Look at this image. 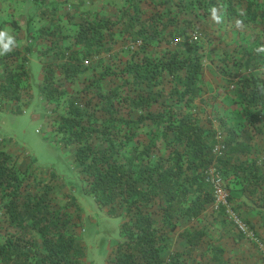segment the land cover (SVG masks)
Wrapping results in <instances>:
<instances>
[{
  "label": "trees",
  "instance_id": "trees-1",
  "mask_svg": "<svg viewBox=\"0 0 264 264\" xmlns=\"http://www.w3.org/2000/svg\"><path fill=\"white\" fill-rule=\"evenodd\" d=\"M120 1L116 17L80 18L63 35L69 43L54 46L53 57L68 61L55 66L56 78L45 69L41 88L52 142L73 149L84 194L120 220L106 264H228L224 247L210 238L213 223L227 225L226 205L238 215L264 207V167L242 158L249 148L241 142L264 128V73L252 72L264 66V43L217 58L219 71L231 77V100L245 127L238 131L219 118L216 134L195 105L204 62L214 61L217 50L215 29L200 23L221 6L227 18L256 23L264 18V1ZM241 2L246 11L237 14ZM201 29L203 37L191 36ZM111 47L118 49L114 56L98 59L81 88L63 86L62 77L72 83ZM210 168L226 204L208 211L216 200ZM56 179L54 172L43 180L19 169L0 149V264H83L79 207L60 202ZM180 228L183 249L165 257Z\"/></svg>",
  "mask_w": 264,
  "mask_h": 264
},
{
  "label": "rangeland",
  "instance_id": "rangeland-1",
  "mask_svg": "<svg viewBox=\"0 0 264 264\" xmlns=\"http://www.w3.org/2000/svg\"><path fill=\"white\" fill-rule=\"evenodd\" d=\"M236 4H238L237 10L241 12L240 14H243L246 11L244 2ZM249 20L237 19V22L230 23L231 25L227 24V28H225L227 42L225 46L229 53H235L238 50L242 51V47L249 48L255 42L264 43V18L256 23L249 22ZM202 26L207 29L208 27L212 28L213 24H211V21H203L200 23V28ZM193 33V35L191 34L192 37H203L206 30H195ZM218 37L217 32L214 30L212 49L217 46L222 47L217 41ZM261 67L264 69V66ZM205 78L207 82L204 80V91L206 87L208 91L206 95L201 96L198 105H196L203 122L211 121L216 134L220 133L219 118L226 119L225 121L229 126H235L238 131H241L243 122L238 107L232 103L222 86L217 85L218 89L212 86L214 85L212 80L215 77L212 76L211 71H207ZM202 105L205 106L203 108L206 110L202 111L199 107ZM34 109L33 116L25 113L24 116L16 117L14 121L8 117L0 116L1 126H8L9 121H11L10 127L13 130L10 135L14 137L15 143L23 146L24 151L28 153V155L16 159L19 163L18 167L21 170H28L32 175L40 176L43 180L49 178L52 172L57 175L54 188L61 198H59L60 202L71 203V201H74L79 207H77L78 210L75 213L80 216L81 244L85 249L83 264H106L109 250L117 239V229L120 220L109 218L105 214L104 209L98 208L91 198L84 194L83 175L79 173L78 166L74 162L73 149L71 147L60 148L53 145L52 141H54V138L47 125L46 110L44 109L41 113V105ZM35 115H38V117ZM12 128L7 129L10 130ZM1 135L3 134L0 132ZM41 136L44 139L46 138L49 143L45 142ZM263 139L264 137L259 135L255 136L252 140L251 151L264 150ZM29 154H31V157ZM214 204L209 205L208 211L215 209ZM239 217L254 231L255 239L237 232L228 218L226 219L227 225L224 227L221 226L219 228L216 223H213L210 238L218 240V243L224 247L223 259L227 260L228 264H264V257L262 256V250L264 249V222L259 220V217L253 216L252 213L239 214ZM217 219L219 220L220 218L217 217ZM247 221H252L254 226L249 225L248 223L250 222ZM203 224L204 222L201 219L200 225ZM179 225L184 227L185 223L180 220ZM182 231L183 229L180 228L176 233L171 234L166 250L163 252L165 257L171 252H179L183 249L184 240L179 235ZM104 232H108L110 236L104 234ZM203 249L206 250L203 258L206 260L210 259L212 257L210 248L205 247ZM199 256L197 255V258Z\"/></svg>",
  "mask_w": 264,
  "mask_h": 264
},
{
  "label": "crops",
  "instance_id": "crops-1",
  "mask_svg": "<svg viewBox=\"0 0 264 264\" xmlns=\"http://www.w3.org/2000/svg\"><path fill=\"white\" fill-rule=\"evenodd\" d=\"M244 4L246 5V2ZM121 5L122 2L120 0H0V32L6 33V36H0V116L8 117L13 121L16 117L24 116L25 113L33 116L34 108L40 105L42 113L47 104L44 92L41 89L46 73L45 69L51 68L52 76L56 78L58 72L55 66L58 63L68 61L64 55L61 56L64 57L62 60L60 56L56 55L53 57L54 46L69 43L63 35L73 32L75 23L80 18H114L119 14L118 9ZM220 8H225V6ZM218 10L211 13L208 16V20L213 24L212 28L217 31L219 36L217 41L222 47L217 46V50L213 52L214 61L205 60L204 62L203 87H205L204 80H207L205 75L207 71H211L212 76L215 77L212 80L214 82L212 86L217 89V85L222 86V89L226 90L227 96L231 99V77L219 71L217 58L223 57L225 51L228 52L225 46L227 42L225 28H227V24L237 22V18H227L224 12H219ZM236 12L237 14L241 13L238 10ZM8 37H11L13 42L9 45V50L4 51L3 45L7 43ZM78 47L75 46V48ZM117 50L116 47H111V49L100 52L90 61V70L80 74L72 83L61 76V83L70 92L81 88L85 77H88L93 71L92 69L95 68L97 60L113 57ZM252 72L261 74L264 73V69L260 66L252 70ZM10 77L14 78V80L9 84ZM207 91V87L205 91L203 88V91L200 92L195 100V105H198L201 96L206 95ZM199 107L202 111L206 110L203 108L205 107L204 105ZM35 116L38 117V115ZM10 122L8 123L9 127L0 125V132L3 134L0 136V149L8 152L18 166L19 163L16 159H20L24 155H28V153L24 151L23 146L16 144L14 137L10 135L13 130L10 127ZM262 126L264 127V124ZM244 127L245 124L242 123L241 131H243ZM7 128L12 129L9 130ZM262 129L263 132L258 135L264 137V128ZM43 140L49 143L46 138H43ZM252 140L253 138H249L248 133L241 137L243 146L249 148L247 154L242 156V158L248 162L255 161L264 167V150L251 151ZM53 145L55 146L54 142ZM29 156L31 157V154ZM261 187L264 198V181ZM262 200L264 201V199ZM254 208H250L253 211L247 213H252L253 216L259 217V220L264 222V207L261 209ZM242 214L246 215V212H242Z\"/></svg>",
  "mask_w": 264,
  "mask_h": 264
},
{
  "label": "built area",
  "instance_id": "built-area-1",
  "mask_svg": "<svg viewBox=\"0 0 264 264\" xmlns=\"http://www.w3.org/2000/svg\"><path fill=\"white\" fill-rule=\"evenodd\" d=\"M220 148V145H216L215 152L218 153V150ZM210 180L214 184L215 190H216V200H215V209H217L219 204H226L225 201V192L221 187L220 178L218 175L214 174V171L212 168H210ZM220 195V199H219ZM226 213L228 220L233 224L235 230L239 233H242L246 235L249 238L255 239V233L254 231L246 225V223L239 217V215L231 209L228 205H226ZM262 256L264 257V249L262 250Z\"/></svg>",
  "mask_w": 264,
  "mask_h": 264
},
{
  "label": "clouds",
  "instance_id": "clouds-1",
  "mask_svg": "<svg viewBox=\"0 0 264 264\" xmlns=\"http://www.w3.org/2000/svg\"><path fill=\"white\" fill-rule=\"evenodd\" d=\"M0 36H6V33L4 32H0ZM12 38L11 37H8L7 38V43H4L3 45V48H4V51H8L9 50V45L12 43Z\"/></svg>",
  "mask_w": 264,
  "mask_h": 264
}]
</instances>
